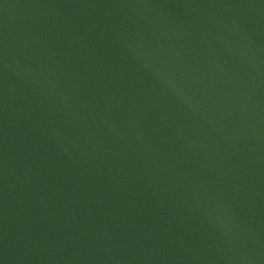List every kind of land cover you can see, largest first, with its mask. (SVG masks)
<instances>
[{"label":"water","instance_id":"95a60500","mask_svg":"<svg viewBox=\"0 0 264 264\" xmlns=\"http://www.w3.org/2000/svg\"><path fill=\"white\" fill-rule=\"evenodd\" d=\"M0 264H264V0H0Z\"/></svg>","mask_w":264,"mask_h":264}]
</instances>
